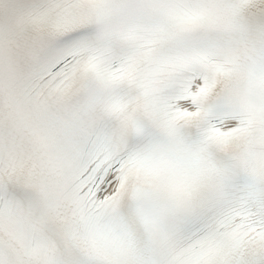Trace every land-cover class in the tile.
<instances>
[{"label": "snow or ice", "instance_id": "obj_1", "mask_svg": "<svg viewBox=\"0 0 264 264\" xmlns=\"http://www.w3.org/2000/svg\"><path fill=\"white\" fill-rule=\"evenodd\" d=\"M0 264H264V0H0Z\"/></svg>", "mask_w": 264, "mask_h": 264}]
</instances>
